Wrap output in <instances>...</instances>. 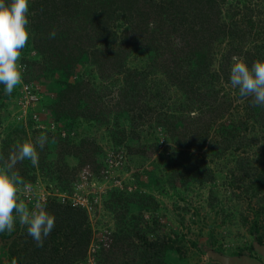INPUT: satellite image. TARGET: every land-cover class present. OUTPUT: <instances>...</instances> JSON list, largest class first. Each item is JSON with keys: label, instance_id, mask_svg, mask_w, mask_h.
I'll use <instances>...</instances> for the list:
<instances>
[{"label": "trees", "instance_id": "trees-1", "mask_svg": "<svg viewBox=\"0 0 264 264\" xmlns=\"http://www.w3.org/2000/svg\"><path fill=\"white\" fill-rule=\"evenodd\" d=\"M240 1L34 0L29 5V11H33V14L28 16V28L32 33V49L41 58L38 62L26 60L27 64L24 63L28 70L36 66L34 73L37 77L40 72L45 74L57 70L67 71L68 74L82 57H86L88 65H91L99 79L121 77L122 83L116 92L118 102L115 107L105 110L94 88L90 87V76L76 77L75 83L67 85L49 105L54 116L50 119L56 123L64 116L76 121L80 116L88 118L97 126L106 125L109 141L114 146H124L122 151L128 156L135 151L130 145H124V140H136L138 136L135 127L145 118H152L154 125L166 130L172 143L174 138L181 135L174 140L173 146L177 148L171 149L167 162L162 166L169 170L165 182L181 179L183 185L209 183L214 177L209 159L236 152L238 180H249L246 194L252 199L256 197L257 190L264 191V137L263 142L256 145L261 138H249L247 134L259 128L264 129V107L252 106L251 98H241L237 89L236 98L242 101L237 108L241 107V112L233 109L236 116L231 119L228 114L234 113L230 109L233 102L218 87L219 84H230L233 55L242 57L249 66L255 60H264V40L259 41L258 32L249 27L256 7L258 10L254 14L264 16V0H253L252 6L251 0H244L247 5L242 7L246 11L240 14L242 22L245 17L248 19L244 25H240L241 19H233L237 13L242 12L238 6ZM150 22H154L155 26L150 27ZM116 24L121 27V33L114 28ZM52 31L56 32L55 38H49ZM176 40L179 46L172 51L171 46L176 44ZM133 51L146 52L148 55V64L141 70L127 67L126 58ZM177 54L181 55L182 60H177ZM213 62V69L210 70L209 66ZM153 75H156V79L159 76L158 83L161 80L165 82L164 86L167 84L168 91L172 87L186 95L184 108L189 111L193 109L196 113L191 121L186 119V123L194 127L188 134L185 129L176 132L174 127V121L183 120L186 115L182 106L173 115H168L151 109L143 102L148 92L151 98L160 97L158 83L149 84L150 91L146 89L145 81ZM23 79L25 82L30 81L28 78ZM3 87L0 84V90ZM119 113L126 114L129 129L118 123ZM109 116L112 122L108 120ZM25 126L33 130L31 122L27 121ZM53 132L49 131L48 134L53 135ZM184 135L187 137L184 138ZM54 137L58 145V151L52 150L55 160H44L43 165L39 160L37 167L52 181L45 185L48 188L49 183H52V188L48 190L46 210L55 216V227L44 240L43 247H37L33 238L27 234L26 227H23L8 246L7 260L3 264H11L13 258L18 264L86 263L92 230L86 211L72 206L66 198L73 194L78 177H74L76 168L72 169L62 161L65 157H73L83 163L89 152L81 147L84 141L71 143L69 135L61 137L58 133ZM244 146L256 155L252 160H257L256 166L260 169L256 171V177L252 174L257 168L249 165L252 162L243 154ZM42 151L45 157L46 152ZM139 152L144 153L143 150ZM0 153L7 158L3 145ZM34 169L31 163L21 162L15 170L31 184L36 182ZM60 194L65 196L63 200L58 197ZM123 194L116 190L103 194V197L108 198L104 208L114 216L118 226L117 232L114 231L111 236L123 256H119L121 264H166L162 255L167 250L180 258L182 246L179 238H166L164 234L161 236L159 228L164 226L159 225L155 217L151 216L149 225L143 219V210L150 214L156 212L154 198L145 193H135L124 198ZM255 201L259 205L255 218L250 220L248 215H242V219L248 234L255 242L263 244L259 231L264 229L260 224V221H264V198ZM125 207H135L136 210L129 214L126 221L117 210ZM131 237H136L140 245H133L130 249L132 251H129L128 246V250L122 252L121 246L130 245ZM190 245L196 246L193 242ZM243 252L251 254L254 246L249 244L233 253V256H241Z\"/></svg>", "mask_w": 264, "mask_h": 264}, {"label": "rangeland", "instance_id": "rangeland-1", "mask_svg": "<svg viewBox=\"0 0 264 264\" xmlns=\"http://www.w3.org/2000/svg\"><path fill=\"white\" fill-rule=\"evenodd\" d=\"M33 1L34 0H29V5H31ZM252 3L253 0L250 1L251 6ZM230 4L231 3H229V5ZM238 4L242 12L237 13L233 17L234 21H240L242 13L246 11L242 7V5H247L244 0H241ZM257 10L258 7L254 9V12ZM254 12L253 15H251L249 27H252L258 32L257 39L261 41L264 40V16H257ZM30 14H33V11H29V15ZM247 20V17H245L244 22H242L241 19L240 25H244ZM114 28L118 33L122 32L121 27L117 24ZM31 39L32 33L29 30V39L26 47L22 50L21 60L19 61L21 64L24 62L26 63V60L30 62L40 61L41 57L32 49ZM175 42L176 44L174 46L170 44L172 51L179 46V41L176 40ZM177 56V60H182L180 54H177ZM126 59L127 67L130 69L141 70L140 68H144L145 65L148 64V55L146 52L133 51ZM213 64L214 62L210 64V70L213 69ZM90 66L91 65H88V59L82 57L79 62L74 65L73 69H70L68 74L66 73L67 71L57 70L45 74L40 72V75L37 77V74L34 73L36 66L29 68V70L28 67L25 68L24 78L30 79L37 87L39 99L36 104V109L39 112L45 109L47 112L45 120L54 117L49 107L51 102L58 97L60 92L66 89L67 85L74 84L76 77L78 78L79 76L84 78L90 76V87L94 88V92L97 94L96 97L102 102L104 110L111 106H116L118 102L116 92L121 86V77H110L105 80L99 79L96 72ZM156 78V75H153L146 79V89L150 91L149 84L158 83L157 80L159 76L158 79ZM159 83L160 97L156 98L152 96L151 98V93L148 92L143 102H145L147 106H150L151 109L168 115H173L177 112L176 110L182 106L186 111V115L183 120L178 122L174 121V127L176 132H182V130L185 129L186 134H188L194 127H192L191 124H187L186 119L188 122L191 121V117H194L191 115L194 110L192 109L189 111L184 108V106H186V95H184L183 91L176 90L172 87H170L168 91L167 84L164 86L165 82L160 80ZM218 87L221 88V92L226 94L227 98L233 102L230 109L241 112V107L237 108L242 104V101L236 98L237 89L232 88L231 83L219 84ZM17 91L18 86L9 96L5 95L4 87L0 90V148L1 145H3V149L7 154H9V149L16 142H22L26 139L34 141L35 137L42 133H46L49 139L43 148L46 152L45 157L42 155L44 151L37 146L39 160L42 165L44 164V160L45 162L55 160L56 156L52 153V150L58 151V145L54 134H59L60 130L64 131L65 136H70L71 143H80L84 141L81 147L89 152L86 161L83 163H79V161L73 157H65L62 163L72 169L76 168L74 173L75 178L83 172L88 175L87 184L82 190H76V193H80L92 200V202H96L93 203L95 213L91 216L92 220L88 221L92 230L91 240L92 242L94 241L93 244L95 247V254H93L94 264L122 263L119 258V256L121 258L123 257L121 251L114 245L111 236V233L113 234L114 231L117 232L118 226L115 224L114 216H111L109 211L104 208V202L106 199L108 200V198L103 197V194L111 190L124 192V198L130 197L131 194L135 193L149 194L154 198L156 212L151 213V215L148 211L143 210L142 212L141 209L143 219L146 220V225H149L151 218L155 217L159 225L162 224L164 226L159 228L161 236L164 234L166 238H179L182 246V254L180 255V259L182 260L181 264H203L207 262L209 264H214V262H210L213 260L208 257V251L215 254L233 256V253H237L243 247L254 243V239L248 234L242 215H248L247 217L250 220L255 218V214L259 208L255 199L260 197L264 198V191L263 189L257 190L256 197L252 199L247 197L246 185L249 180H238L240 178L238 177L235 165V159L238 156L236 152H229L222 156L209 159V166L214 174L213 180L209 183H205L204 185H196L194 183L183 185L181 179L174 180L170 183L165 182L169 170L167 167L163 169L162 166L165 164V161L167 162L171 149H173V147L177 148L176 145L173 146L175 144L174 140L179 139L181 135L174 138L172 143L165 129L154 125L152 118H145L135 127L138 138L136 140H124L123 144L130 145L135 151L128 155V158L127 155L123 154L124 151L122 150L124 146H114L109 141L106 125L97 126L95 123L90 122L88 118H80L79 116L78 120L72 121L62 116L61 119L56 122L57 125L54 132L50 131L53 132V135L48 134L49 131L46 130H40L39 132L34 128L32 130L29 126L26 127L23 122L16 118L19 112V106L17 104L19 94ZM80 106L82 107V101ZM235 110H233L234 113L232 115L228 114L231 119L236 116ZM117 116L118 123L129 129V120L126 118V114L119 113ZM224 119L225 117L222 118V120ZM108 120L112 122V117L109 116ZM226 121H228V118H226ZM185 124L187 125L185 126ZM26 131L30 135L28 138L26 137L24 139L23 134L25 137ZM183 137L185 138L187 135ZM247 137L261 138L256 143V145H260L263 142L264 129L259 128L258 130L256 129L255 131L248 132ZM118 148L119 150H117ZM242 149L243 154L248 157L249 162H252L253 158H256L255 153H252L253 150H250L249 147L244 146ZM116 150L123 152L124 160H122V164L116 168H109L107 166V160L117 152ZM139 150H143L144 153H140ZM23 162L31 163L29 160ZM249 165L256 166L257 160ZM34 167L35 184H40L42 188H45V190L47 189L46 191L51 189L52 183H49L48 188L45 187V185L47 182L52 181L47 179L43 170H40L37 166ZM256 168L257 170L252 174L254 177H256V171H260V169H258L259 167L256 166ZM105 170H107V173H105ZM160 178L163 179V181H161ZM247 190L252 191V189ZM62 196L63 194L58 195L59 198ZM134 208L135 207H125L123 210L122 208H118L117 210L122 213L121 216L124 218V221H126L129 214L136 211ZM88 216L90 217V214H88ZM260 222L264 227V221ZM142 226L144 227V224H142ZM119 227L122 228L121 226ZM139 227H141V225H139ZM259 234L264 237V229L260 230ZM148 238L152 239L151 236H148ZM104 241L106 242L105 245H103ZM129 242H131L130 245L121 246L123 248L122 252L126 249L128 250V246L129 251H132L130 250L131 248L140 245L136 237H131ZM190 242H193L198 247L191 246ZM87 250H89V245ZM243 254L247 253L243 252ZM124 259L125 258H123V260Z\"/></svg>", "mask_w": 264, "mask_h": 264}, {"label": "clouds", "instance_id": "clouds-1", "mask_svg": "<svg viewBox=\"0 0 264 264\" xmlns=\"http://www.w3.org/2000/svg\"><path fill=\"white\" fill-rule=\"evenodd\" d=\"M28 15L29 0H0V84L4 86L5 95L10 96L18 85L23 84L22 70L26 66L19 61L29 39ZM149 26L154 27V22H150ZM55 36V31L49 33V38ZM231 61L229 78L232 88L238 89L241 98H251L252 106L264 107V60H255L249 66L242 57L233 55ZM191 115L195 116L196 113ZM48 139V135L42 133L34 141L26 139L16 142L9 149L7 158L0 153V233L11 234L16 230L18 222L21 227H26L27 234L33 238L37 247H43L44 240L55 227V216L46 210V200H36L30 208L29 203L22 199L21 192L30 193L32 186L15 169L18 163L25 160L37 166V146L42 150ZM262 242L259 244L254 240L252 243L258 255L243 256L263 262L264 258L257 249V245L264 246ZM11 264L18 262L13 258Z\"/></svg>", "mask_w": 264, "mask_h": 264}, {"label": "built area", "instance_id": "built-area-1", "mask_svg": "<svg viewBox=\"0 0 264 264\" xmlns=\"http://www.w3.org/2000/svg\"><path fill=\"white\" fill-rule=\"evenodd\" d=\"M25 65V64H23ZM26 68V67H25ZM25 68L23 71V77L25 76ZM35 84L31 81L25 82L23 79V84L18 85V100L17 104L19 106V112L18 117H16L18 120H20L23 123L31 122L36 129H47L48 131H54L56 129V123L54 121H49V123H46L47 126L45 127L43 124V117L46 116V111L41 110V112L37 111L36 104L39 99L38 93H37V87ZM60 136H65L64 131L60 130L59 133ZM122 151H117L113 156H111L107 160V166L109 168H116L120 164H122V160H124V153L122 154ZM105 173H107V170H105ZM87 178L88 175L83 172L78 175V181L74 184V192L71 196L66 197L69 199L70 203L74 207L83 208L87 215L90 214V217L88 216V221H91V216L94 212V206L93 203H96L95 201L92 202V200L88 199L86 196H83L80 193H76V190H82V188L87 184ZM30 184V183H29ZM32 191L30 193H24L21 192V197L26 202L29 203V207H32V204L36 200H46L48 191L45 190V188H42V186L39 184L31 183ZM62 200L65 198L63 195L60 197ZM92 199V198H91ZM102 241V240H101ZM94 242V241H93ZM92 240L89 243V250H87L86 254V263H77V264H94L93 261V254H95V247ZM106 242H103V245H105Z\"/></svg>", "mask_w": 264, "mask_h": 264}, {"label": "crops", "instance_id": "crops-1", "mask_svg": "<svg viewBox=\"0 0 264 264\" xmlns=\"http://www.w3.org/2000/svg\"><path fill=\"white\" fill-rule=\"evenodd\" d=\"M45 118L46 117H44V119ZM49 121H52V120L51 119H47L44 122L45 123H49ZM29 135L30 134H28V132L26 131L25 132V137H24V134H23V138L24 139L26 137L28 138ZM22 228L23 227H21L19 225V223L17 222L16 230L14 232H12L11 234H8L6 232L5 233H0V264H3L4 262H6L8 246L10 245L11 241L19 234V232L22 230ZM262 237H261V239L264 241V239H263L264 237L263 238ZM253 254L258 255V253L255 250H254V252L251 253V255H253ZM162 259H163L164 263H166V264H181V262H182V260L177 255H172V251H170V250H167V251H165L163 253ZM210 262H212V261H210ZM203 264H209V263L207 262V263H203ZM214 264H216V263H214Z\"/></svg>", "mask_w": 264, "mask_h": 264}, {"label": "water", "instance_id": "water-1", "mask_svg": "<svg viewBox=\"0 0 264 264\" xmlns=\"http://www.w3.org/2000/svg\"><path fill=\"white\" fill-rule=\"evenodd\" d=\"M257 249L264 258V246L257 245ZM207 255L210 259L218 262L219 264H264V261L259 262L254 258H251L249 256H243V255L242 256H225L221 254H215L211 251H208Z\"/></svg>", "mask_w": 264, "mask_h": 264}]
</instances>
